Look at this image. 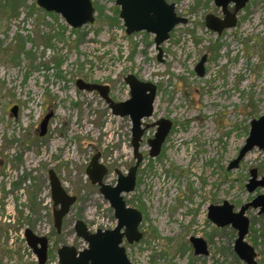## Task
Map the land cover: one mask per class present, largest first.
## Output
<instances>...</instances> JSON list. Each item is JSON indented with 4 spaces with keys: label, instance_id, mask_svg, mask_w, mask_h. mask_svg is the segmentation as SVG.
Segmentation results:
<instances>
[{
    "label": "rangeland",
    "instance_id": "rangeland-1",
    "mask_svg": "<svg viewBox=\"0 0 264 264\" xmlns=\"http://www.w3.org/2000/svg\"><path fill=\"white\" fill-rule=\"evenodd\" d=\"M167 1L176 3L177 15L187 22L170 32L159 59L155 34L127 33L116 0H92L95 20L79 28L37 0H0V264H37L25 242L27 227L49 237L48 264H59V247L88 245L76 233L78 219L91 231L117 225L113 207L86 168L100 153L109 169L106 183L116 184L117 169L128 173L136 163L131 118L115 115L98 91L79 89L76 82L108 85L119 102L130 97L129 73L157 85L154 113L144 121H172L155 157L148 139L157 126L146 129L135 189L124 193L127 206L143 215L142 239L124 240L130 261L247 264L234 249L237 229L217 226L208 211L224 201L239 211L264 193L261 186L247 188L252 168L264 176V150L255 147L237 168H228L246 143L251 121L264 114V0H249L237 12V25L222 33L205 20L208 14L224 18L214 0ZM229 10L235 11L234 3ZM203 56L200 76L196 66ZM51 111L41 136L40 123ZM185 150L194 155L188 162ZM50 169L78 196L60 233ZM246 215V241L264 264V213L250 207ZM192 236L206 240L207 255L195 253Z\"/></svg>",
    "mask_w": 264,
    "mask_h": 264
},
{
    "label": "water",
    "instance_id": "water-1",
    "mask_svg": "<svg viewBox=\"0 0 264 264\" xmlns=\"http://www.w3.org/2000/svg\"><path fill=\"white\" fill-rule=\"evenodd\" d=\"M215 4L223 9L224 18L214 14L206 16L207 26L215 32L222 33L223 30L236 26L237 12L244 8L249 0H214ZM230 3H234V12L229 10ZM37 4L49 12L61 14L66 22L73 28H79L95 20V7L92 0H37ZM120 6V17L124 21L127 33L136 31H147L155 34V43L159 50L158 58H162V43L170 37V32L180 23H186L185 17L176 13V4L167 0H116ZM206 56H203L196 66L197 73L204 75ZM125 81L130 87L131 96L124 101H114L110 97V87L98 83H89L83 79L77 80L79 89L98 91L108 102L112 112L119 116H129L132 122V147L136 163L127 174L116 170L118 179L115 185L104 182V176L108 172L107 166L102 164L100 153H97L86 171L94 185H99V190L114 209L118 223L113 229H98L90 231L88 225L78 219L75 230L88 244L84 249H77L73 245H63L58 248L57 254L60 264H133L123 245L124 240L129 243L138 242L143 237L139 230L143 215L136 208L129 207L124 199V193L135 189L137 180V169L143 160L140 151L143 135L149 127L157 126L153 138L148 139L150 145L149 155H159L162 145L172 127V121L160 118L153 123H146L144 118L151 117L154 113V102L157 96V85L139 79L135 74L129 73ZM12 112L17 115V106ZM53 112L45 115L40 123L41 136L47 133ZM259 147L264 150V114L251 121V129L245 145L234 158L228 168H237L246 154ZM251 177L247 183L249 191H255L257 187H264V176L259 177L257 168L250 170ZM51 194L54 202V225L58 233L62 231L63 220L70 213L72 206L77 201V195H71L63 186L62 181L54 169L49 170ZM259 208L264 213V193L257 195L252 201L245 203L239 211H234V205L228 201L223 204H211L208 217L219 227L232 225L238 231L235 240V251L247 264H257V253L254 247L246 241L249 232L250 220L246 211L250 208ZM25 238L28 245L38 258V264H46L49 254V239L45 235H38L31 228L25 229ZM196 254H208V244L202 237L192 236Z\"/></svg>",
    "mask_w": 264,
    "mask_h": 264
},
{
    "label": "flooded vegetation",
    "instance_id": "flooded-vegetation-1",
    "mask_svg": "<svg viewBox=\"0 0 264 264\" xmlns=\"http://www.w3.org/2000/svg\"><path fill=\"white\" fill-rule=\"evenodd\" d=\"M215 2V1H214ZM176 4V3H175ZM235 5V4H234ZM235 9H236V6H235ZM223 10V9H222ZM231 12H234V11H231ZM119 15H120V12H119ZM238 19V18H237ZM206 20V19H205ZM237 25V24H236ZM130 96H131V93H130ZM130 98V97H129ZM72 209V208H71ZM39 235V234H38ZM48 237V236H47ZM49 239V237H48ZM191 239V238H190ZM128 242V241H127ZM129 243V242H128ZM124 244V243H123ZM49 246H50V239H49ZM78 249V248H77ZM235 249V248H234ZM255 249V248H254ZM195 250V249H194ZM256 251V250H255ZM208 253H209V250H208ZM257 253V252H256ZM257 257V256H256ZM256 259V258H255ZM257 261V260H256ZM258 264V262H257Z\"/></svg>",
    "mask_w": 264,
    "mask_h": 264
},
{
    "label": "bare ground",
    "instance_id": "bare-ground-1",
    "mask_svg": "<svg viewBox=\"0 0 264 264\" xmlns=\"http://www.w3.org/2000/svg\"><path fill=\"white\" fill-rule=\"evenodd\" d=\"M184 152H185V153H184V157H187V158H188L187 162L190 161V159H191L194 155L191 154V155L188 156V155H186V153H187L186 150H185Z\"/></svg>",
    "mask_w": 264,
    "mask_h": 264
},
{
    "label": "trees",
    "instance_id": "trees-1",
    "mask_svg": "<svg viewBox=\"0 0 264 264\" xmlns=\"http://www.w3.org/2000/svg\"><path fill=\"white\" fill-rule=\"evenodd\" d=\"M5 6H6V5H4V7H5ZM12 6H13V5H12ZM8 7H9V6H8ZM5 9H6V8H5ZM5 9H4V10H5ZM5 12H6V10L4 11V14H5Z\"/></svg>",
    "mask_w": 264,
    "mask_h": 264
}]
</instances>
